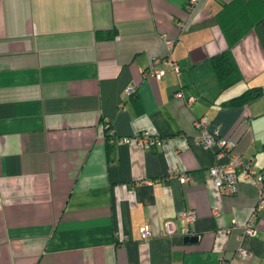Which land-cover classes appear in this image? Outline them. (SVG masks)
Masks as SVG:
<instances>
[{"label": "crops", "instance_id": "0c3cea01", "mask_svg": "<svg viewBox=\"0 0 264 264\" xmlns=\"http://www.w3.org/2000/svg\"><path fill=\"white\" fill-rule=\"evenodd\" d=\"M225 50L241 79L222 88L210 58ZM170 56L178 70L145 74ZM253 86L263 95L227 104ZM202 116L264 174V0H0V264H264V209L238 237L257 188L215 186L229 159L196 141Z\"/></svg>", "mask_w": 264, "mask_h": 264}, {"label": "built area", "instance_id": "2783aa9c", "mask_svg": "<svg viewBox=\"0 0 264 264\" xmlns=\"http://www.w3.org/2000/svg\"><path fill=\"white\" fill-rule=\"evenodd\" d=\"M199 0H188V5L193 8ZM184 26V23H180ZM164 40L171 50L173 47V41L168 39L164 35ZM153 65L149 70L145 71L146 75L151 76H162L166 69L157 68L156 64L163 62L166 65L175 67L178 70V65L176 61L170 57H156L153 60ZM127 92L132 94L136 89L132 86L128 87ZM192 98L189 99L191 101ZM196 126L199 132L196 135V141L203 145L204 147H217V154L219 157L228 156V161L225 164L215 165L210 167L209 172L212 180L216 187L220 190L222 194H235L238 190V182L241 177L247 179L251 178L258 191L257 202L253 208L252 214L249 219L242 225L241 232L238 234L241 240L245 235L255 236L257 234V221L259 219V212L264 209V174L256 171L253 167L251 158L245 157L242 154H238L234 151L236 147V141L232 138H228L221 134L218 127L212 129L210 123L205 116L196 119ZM113 137V136H112ZM135 139L138 144L143 146H155L160 145L164 141V137L159 134L153 133H137ZM114 139L112 138V141ZM120 142H129L131 140L130 136H121L119 138ZM170 175H175L180 181L186 182L188 176L186 173H174L170 171ZM218 212V207L214 208V213ZM180 218H183L187 222V226L184 228L186 235L191 234V225L196 221L197 211L195 209H186L179 213ZM236 219L232 224L226 228V231L230 233L234 228L238 227ZM175 225L173 222H167L168 233H174ZM152 230L149 225H145L141 228V236L144 241H149L152 236ZM236 256L241 259H247L252 256V252L242 245H239L236 249ZM221 264H232L230 261L222 260Z\"/></svg>", "mask_w": 264, "mask_h": 264}, {"label": "trees", "instance_id": "16d2710c", "mask_svg": "<svg viewBox=\"0 0 264 264\" xmlns=\"http://www.w3.org/2000/svg\"><path fill=\"white\" fill-rule=\"evenodd\" d=\"M210 59L222 88H227L241 79V72L228 50L215 54ZM262 95L263 88L261 86L248 87L242 93L232 97L227 104L229 106L243 105ZM256 171L262 173L257 169Z\"/></svg>", "mask_w": 264, "mask_h": 264}, {"label": "water", "instance_id": "95a60500", "mask_svg": "<svg viewBox=\"0 0 264 264\" xmlns=\"http://www.w3.org/2000/svg\"><path fill=\"white\" fill-rule=\"evenodd\" d=\"M198 239V235H185L186 241H196Z\"/></svg>", "mask_w": 264, "mask_h": 264}, {"label": "rangeland", "instance_id": "374dc122", "mask_svg": "<svg viewBox=\"0 0 264 264\" xmlns=\"http://www.w3.org/2000/svg\"><path fill=\"white\" fill-rule=\"evenodd\" d=\"M206 117V116H205ZM209 121V120H208ZM210 123V122H209ZM203 146V145H202Z\"/></svg>", "mask_w": 264, "mask_h": 264}]
</instances>
